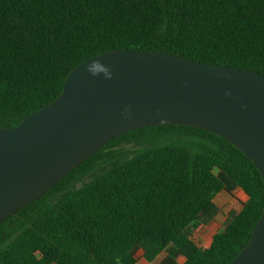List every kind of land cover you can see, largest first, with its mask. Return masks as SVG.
<instances>
[{"label": "trees", "instance_id": "1", "mask_svg": "<svg viewBox=\"0 0 264 264\" xmlns=\"http://www.w3.org/2000/svg\"><path fill=\"white\" fill-rule=\"evenodd\" d=\"M167 52L264 74V0H0V126L55 99L79 62L114 49ZM127 145L136 146L135 149ZM85 182L96 167L119 159ZM244 199L209 243L194 225L220 192ZM264 181L207 129L153 124L112 137L0 222V264H227L248 242Z\"/></svg>", "mask_w": 264, "mask_h": 264}, {"label": "water", "instance_id": "2", "mask_svg": "<svg viewBox=\"0 0 264 264\" xmlns=\"http://www.w3.org/2000/svg\"><path fill=\"white\" fill-rule=\"evenodd\" d=\"M207 129L238 147L264 181V74L167 52L114 49L84 59L62 92L0 126V222L112 137L153 124ZM227 264H264V206Z\"/></svg>", "mask_w": 264, "mask_h": 264}, {"label": "rangeland", "instance_id": "3", "mask_svg": "<svg viewBox=\"0 0 264 264\" xmlns=\"http://www.w3.org/2000/svg\"><path fill=\"white\" fill-rule=\"evenodd\" d=\"M127 146L131 149L136 148V146H131V145H127ZM119 160L120 158L96 167L94 170H92L87 175H85L79 182L81 183L88 181L89 179L95 177L96 175L107 169L110 165L114 164ZM243 199H244V195L240 191H236L233 195L228 194L226 192H220L219 194H217L215 197V202L219 207L218 214L215 216L213 220L209 221L207 224L194 225L193 237L197 239L198 242L200 243H209L211 239V235L214 232L222 229L228 211L231 209L238 210V208L240 207V202ZM164 253L166 254L168 253L169 255H171L172 258L176 261H181V257L176 252L174 247H169L167 251L162 252L161 255L157 259H155L153 263L150 264H156L157 261L164 255ZM137 256L138 258L141 257L140 252H138ZM141 259L143 260L142 257Z\"/></svg>", "mask_w": 264, "mask_h": 264}, {"label": "crops", "instance_id": "4", "mask_svg": "<svg viewBox=\"0 0 264 264\" xmlns=\"http://www.w3.org/2000/svg\"><path fill=\"white\" fill-rule=\"evenodd\" d=\"M165 254L166 253H164V255L157 261V263L156 264H158V262L165 256ZM140 255H141V257L143 258V260L141 259V257H139L138 258V256H137V261H136V264H150V263H153V262H148L143 256H142V252H140ZM161 254H159V256H160ZM159 256H157V258L159 257ZM180 257H181V261H182V256L180 255ZM156 258V259H157ZM181 261H178V262H181Z\"/></svg>", "mask_w": 264, "mask_h": 264}]
</instances>
